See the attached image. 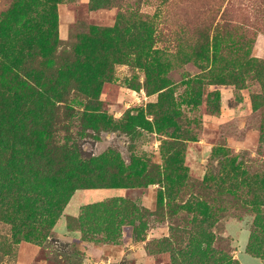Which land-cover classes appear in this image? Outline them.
<instances>
[{
    "label": "rangeland",
    "instance_id": "obj_1",
    "mask_svg": "<svg viewBox=\"0 0 264 264\" xmlns=\"http://www.w3.org/2000/svg\"><path fill=\"white\" fill-rule=\"evenodd\" d=\"M0 264H264V0H0Z\"/></svg>",
    "mask_w": 264,
    "mask_h": 264
},
{
    "label": "trees",
    "instance_id": "obj_2",
    "mask_svg": "<svg viewBox=\"0 0 264 264\" xmlns=\"http://www.w3.org/2000/svg\"><path fill=\"white\" fill-rule=\"evenodd\" d=\"M211 234V232H209ZM228 261L230 260V258L227 259Z\"/></svg>",
    "mask_w": 264,
    "mask_h": 264
}]
</instances>
